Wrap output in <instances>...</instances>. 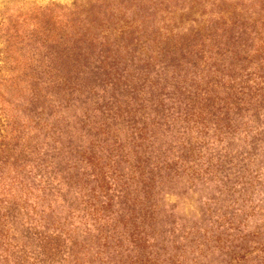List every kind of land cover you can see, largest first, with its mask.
<instances>
[{
  "label": "trees",
  "instance_id": "1",
  "mask_svg": "<svg viewBox=\"0 0 264 264\" xmlns=\"http://www.w3.org/2000/svg\"><path fill=\"white\" fill-rule=\"evenodd\" d=\"M170 7L84 0L0 21V264H179L178 246L199 264L208 249L198 247L218 235L188 227L179 238L190 244L164 240L189 201L214 231L243 233L223 220L226 209L245 219L234 203L244 182L222 188L261 158L233 148L264 138V30L243 29L233 7L182 33ZM22 87L26 99L12 94ZM80 96L77 117L63 116ZM11 100L37 116L10 115ZM142 225L165 226L160 241L171 242ZM237 238L221 243L218 264H264V244L228 250Z\"/></svg>",
  "mask_w": 264,
  "mask_h": 264
},
{
  "label": "rangeland",
  "instance_id": "2",
  "mask_svg": "<svg viewBox=\"0 0 264 264\" xmlns=\"http://www.w3.org/2000/svg\"><path fill=\"white\" fill-rule=\"evenodd\" d=\"M84 0H0V21L2 19L8 18L9 20H13L16 14H19L21 12L26 11L31 6L37 7H44L48 4H56L59 6H69L72 3L75 2H81ZM173 6L174 8L170 7L167 9V11H173L172 19L177 23V25L180 27L182 33L186 32L187 29H191V25H194L193 23L197 21H201V28L205 27V24H202V21L208 20L210 18L211 13H217L218 11H231L234 7L236 9V13L239 15H242L243 19L241 23V27L246 30L254 29L260 31L261 29L264 30V0H173ZM193 21V22H191ZM171 22H169L170 24ZM168 22H164V25H167ZM168 26V25H167ZM171 26V25H170ZM1 47V46H0ZM1 59V56H0ZM96 82V85H99L97 83V80H94ZM1 94V91H0ZM15 97H19V99H26L27 98V92L23 89L20 92H14L12 93ZM11 94V95H12ZM83 95V94H82ZM3 100L6 99V96L2 97ZM83 96H80L78 98H72L68 100V103H73L74 106L79 107L78 110L73 111L72 109L67 110L65 113H63V116L66 115H73L72 117H77V114L80 113V110L83 109L84 102ZM1 100V98H0ZM19 103H15L11 100V105H9V114L15 115L16 111L19 115V117H25L26 115H29V117L37 116L39 112V108H32L30 112L22 110V108L19 107ZM17 106V108H15ZM1 108V106H0ZM15 108V110H14ZM46 111V110H45ZM46 112H43V114L40 115L41 118L45 117ZM16 118L13 116L11 121H15ZM20 121V118H18ZM249 137L245 139L244 142H237V146L235 148H241V152L245 153L247 152L249 155L251 154H257L260 155L261 158L257 159L256 161H249L247 164L243 163V170L241 178L232 179L230 176L228 178V183L224 185L222 189L224 190H233L231 189L233 185L231 182L239 181L244 182L240 187L243 189V193L238 192V187L234 189V192L236 195H234L235 206H241L244 209V213H246L245 219L244 215L241 214L242 219H240V216L233 215L230 219L229 217V209L225 210L226 218L223 221H229L230 226L236 225L240 221V229H243V233L240 231V235H235L229 233V232H219L214 231V225L211 227L209 223L205 221V217H200L199 215H196L193 213L192 209L190 208L191 202L189 201V204L186 203H179L176 205L173 209V222L174 225H170L175 229L172 235H170L168 238L164 237V240H178L176 243L180 242L181 244H190V243H184L188 240H181L179 238V235H183V233L186 232L188 227H194L201 228L206 230V234L204 236H210L211 240H213L214 236L218 235L221 240L218 242H208L205 243L201 240V233L196 234L201 236L200 238L197 236H194L195 238H198L203 242V246H200L198 248L202 249H208L206 258L202 259V261L199 264H218L220 262V259L222 258L221 254L219 255V246L224 241V239H228L227 243L230 242L232 238H237L238 236H242L243 242L240 243H231L227 245L228 250H237L238 248L244 249V250H251L252 247H260L264 244V200L258 202L257 199L263 198L264 199V176L260 179V181H256L255 178H253L254 174H251L252 170H255L257 167L264 168V138L261 139L260 146L256 144V146L253 147L247 146ZM241 142V143H240ZM240 146V147H239ZM253 149H250L252 148ZM7 169L4 170V173H6ZM264 175V172L261 171V175ZM211 189L216 190L214 186L211 187ZM175 192V190H174ZM246 192V193H245ZM178 194V193H177ZM207 194L205 192L203 195ZM245 194V195H244ZM180 195V194H179ZM239 195V196H238ZM248 199V201H247ZM227 200H231L230 197H225L224 200L219 204L224 207L227 203ZM175 199L171 196V198L164 201L165 208L167 209L170 204H173ZM250 202V203H249ZM218 204V205H219ZM224 209V208H223ZM224 210H222L223 212ZM213 221V219L211 220ZM144 229V234L146 237H154L155 239L159 240L156 242L159 243H170L171 241H160L161 237L163 235L160 234L161 230H165V226H161L155 230V233L150 231L148 228H146L145 225H142ZM211 230H207L209 228ZM213 230V231H212ZM185 231V232H183ZM131 232V231H130ZM220 233V234H218ZM142 233H140L141 235ZM143 235V234H142ZM225 243V244H227ZM236 245V246H234ZM169 249V247H168ZM166 248V250H168ZM169 251V250H168ZM170 252V251H169ZM211 252V253H209ZM170 253L175 254V258L180 260L181 263L179 264H193V258H195L197 255L195 254H189L186 248L178 246V248L174 251H171ZM219 255V256H218ZM175 264H178L175 262Z\"/></svg>",
  "mask_w": 264,
  "mask_h": 264
}]
</instances>
